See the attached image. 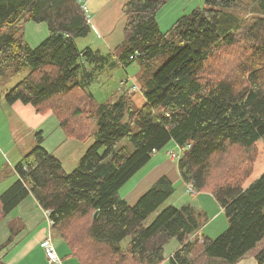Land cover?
Listing matches in <instances>:
<instances>
[{
    "label": "trees",
    "instance_id": "trees-1",
    "mask_svg": "<svg viewBox=\"0 0 264 264\" xmlns=\"http://www.w3.org/2000/svg\"><path fill=\"white\" fill-rule=\"evenodd\" d=\"M206 2L163 33L157 15L167 0H129L115 57L77 47V39L93 33L78 0H0V76L30 70L7 103L54 113L68 138L87 140L96 126V142L70 174L37 134L38 144L15 168L19 180L0 196V221L31 195L79 264H162L173 239L181 247L169 264H238L251 257L264 264V174L246 187L264 141V0H257L260 16L250 19L223 11L242 0ZM23 22L47 24L48 38L32 48ZM216 59L222 64L212 76ZM135 61L140 83L132 80V88L143 102L128 91L98 101L92 86ZM125 140L130 144L120 145ZM171 142L181 152L183 181L194 194L211 193L224 210L228 228L215 239L197 235L201 213L189 204L167 207L146 226L175 193L167 177L135 204L120 194Z\"/></svg>",
    "mask_w": 264,
    "mask_h": 264
},
{
    "label": "rangeland",
    "instance_id": "rangeland-1",
    "mask_svg": "<svg viewBox=\"0 0 264 264\" xmlns=\"http://www.w3.org/2000/svg\"><path fill=\"white\" fill-rule=\"evenodd\" d=\"M206 1L207 0H167V3L163 6V8L157 15V22L159 24L161 32L167 33L180 18L191 14L194 10L204 9L208 7ZM89 10L92 16H94L90 7ZM258 10L259 5L257 3V0H242L238 8L234 10L224 9L223 11L224 13H233L239 18L250 19L260 16L257 13ZM111 17H113V20H118L115 24L116 26L121 22V18L119 19L118 16L115 17L114 15H111ZM120 17H124L122 13H120ZM94 22L97 23L95 17ZM121 24L115 27L117 31L122 30L121 28H119L121 27ZM22 25V34L24 35V39L32 48L38 47L49 36L48 26L45 23L37 24L34 22H23ZM99 30L94 27L93 33L89 37L77 39V47L80 50H84L87 47H91L94 50L100 49L104 52H111L115 57L116 55H119V47L121 46L125 38L124 31L123 33L120 32V35L123 34L121 41L117 44H112L113 40L110 37L112 31L106 33L103 31L102 27H100ZM2 31L7 32L8 29H3ZM117 31H114L112 34L117 33ZM110 45L112 46L111 48ZM216 60H218V62L213 61L210 63L212 76L216 74L217 70L220 69V66L222 64L219 59ZM163 63L164 60L160 61L158 67L155 70L160 68ZM139 71V61L131 63L126 67V69H123L121 67L116 70L110 71L106 74V76L102 78L101 81L95 83L92 86L91 91L95 95L96 99L100 102L113 101L117 96H120L126 91L132 94L134 92L132 88V80L140 83ZM29 73V69H25L20 74H17L14 69H9L2 76H0V173L2 174L3 180H10L11 177H13V169L16 165H12L13 162H19V160L22 158L21 156H25L38 144L37 134L39 133L43 138L42 146L47 150L55 152V156L59 158L62 163V171L65 174H70L78 168L83 156L96 142V135H94L96 126L93 130V135L91 138H87V140L83 141L71 139L67 138V134L65 133V131L60 128L59 120L57 119L55 114L49 112L48 114L40 115L36 112L35 108L32 105L22 104L20 102H18V105L19 107H22L23 110L16 108L11 109L12 105L7 103L6 101L7 93L19 82H21ZM132 95H134L136 98H138L139 96V101L141 103L143 102L142 96H140L139 93L137 94L138 96L135 95V93H133ZM135 100L137 101V99ZM263 143L264 142H262L259 146L261 153H264ZM122 144L128 145L130 143L125 140L120 145ZM9 145H14L16 147L15 151L10 155H8L4 148V146L7 147ZM172 146L173 144L171 142L167 147L159 151L158 154H161V156L165 157L168 155L167 157L171 158L172 152L176 151V149L172 151L169 150L170 148H172ZM5 152L8 158L3 156V153ZM176 154H178V151H176ZM19 157L20 159H17ZM259 178H257L256 180H258ZM136 179L137 178H133L129 183H127L124 188H122L121 194H123L131 185L135 184ZM173 186L175 189V193L173 194V196L169 200H167V202L157 213L153 214L148 219V221L146 222V226L150 225L156 219L158 214L169 206L181 207L184 204L191 203L195 206V208L196 206L199 207L197 200L194 198L195 194H192L190 192V190L182 180L173 182ZM225 219H227L225 214L224 216L218 218L217 221L215 220V218L208 219L205 214L204 216L201 214V228H203V226L209 220H211L210 223H213L205 229V232H208L214 226L223 224V221H225ZM55 237L58 239L57 233H55ZM212 238L215 239L217 237ZM58 240L62 247L65 248L67 246L61 239ZM177 243L178 241L176 239H173L165 246V261L162 264H169V258L172 252H174L173 248ZM6 245L7 248H9L11 242L7 240L4 246ZM129 245L130 238H127L125 241H123L121 247L123 249H127Z\"/></svg>",
    "mask_w": 264,
    "mask_h": 264
},
{
    "label": "crops",
    "instance_id": "crops-1",
    "mask_svg": "<svg viewBox=\"0 0 264 264\" xmlns=\"http://www.w3.org/2000/svg\"><path fill=\"white\" fill-rule=\"evenodd\" d=\"M78 1L82 4V6L87 7L90 15L89 19L93 30L94 27L98 30L100 29V27H102L103 31L106 33L112 31L110 34V37L113 40L112 44H117L121 41L123 34L120 35V32L123 33L126 25V18L123 13V7L129 0ZM89 7L91 8V11L93 12L94 16H92V14L90 13ZM120 13H122L124 17H120ZM111 15H114L115 17L118 16L119 19L121 18V22L119 23H122L121 27H119L122 29L121 31H117L115 29V27L119 25H115L118 20H113V17H111ZM94 17L97 20V23L94 22ZM114 31H117V33L112 34ZM111 47L112 46L110 45V48ZM18 104L19 103L17 102L12 105L11 109L16 108L23 110V108L19 107ZM262 142L264 141L261 140L257 144L259 156L255 163L253 174L248 180L246 187L253 183V181H256V179L264 173V153H261L259 149V146ZM172 144L173 146L169 150L172 151L176 149V151H178V146L174 142H172ZM4 148L8 155L13 153L16 149L14 145H9L7 147L4 146ZM48 151L55 155V152L50 150ZM176 151L174 152L176 153ZM6 152L3 153V156L8 158ZM174 152H172V154H174ZM167 156H161V154H158V152H156L150 162L133 177L137 178L136 183L126 189L123 194H121L122 189L120 190L121 196L126 199L130 204H135L136 201L145 192H147L161 177L169 178L172 183L178 180L183 181L178 168V160L173 159L172 156L171 158ZM21 157V159L20 157L17 158L20 159L19 162L15 161L12 164L16 165L13 169L14 175L13 177H11L10 180H3L2 174L0 173V196L19 180V176L15 168L23 160L24 156ZM184 184L188 187V189H190L189 184H186L185 182ZM194 196L200 208L197 206L195 208V206L191 203H189V205L196 209L197 212L201 211L199 213H201L203 216L205 214L208 219L215 218L216 221L221 216H224L223 208L218 204V202L215 200L211 193H195ZM210 222L211 220H209L204 225L205 228L204 226L203 228H201L197 235L207 236L209 238L218 237V235H221L228 228V220L225 219V221H223V224L216 225L210 231L205 232V229L213 223ZM55 233H57V231L53 229V225L51 223L47 211L41 208V206L38 204V202L33 196H28L21 202V204L16 209H14L9 215L4 217L0 221V246L5 245V242L7 240L11 242L9 248H6L1 252L0 264H48L45 247L46 240L50 237H52L55 250L59 258L61 259V264H79L78 258L73 255V252L71 251L70 247L62 240V238L57 233L58 239H61L63 243L67 246L64 248L62 247V245H60L59 240L55 237ZM177 244L174 246V252H172L170 258L181 247L179 242ZM238 264H256V259L251 257L242 260Z\"/></svg>",
    "mask_w": 264,
    "mask_h": 264
},
{
    "label": "built area",
    "instance_id": "built-area-1",
    "mask_svg": "<svg viewBox=\"0 0 264 264\" xmlns=\"http://www.w3.org/2000/svg\"><path fill=\"white\" fill-rule=\"evenodd\" d=\"M81 4V3H80ZM82 6V4H81ZM82 9L84 11V13L87 15L88 19L90 18V15H89V11L87 9L86 6H82ZM90 21V19H89ZM135 90H138L137 86L134 87ZM180 155H181V152L176 154H172V158L175 159V160H179L180 158ZM190 186V192L193 193V190H192V187L191 185ZM48 215H50V213L47 211ZM52 223V222H51ZM45 251H46V254H47V260H48V264H61V259L59 258L56 250H55V247L53 245V240H52V237L48 238L46 240V247H45Z\"/></svg>",
    "mask_w": 264,
    "mask_h": 264
},
{
    "label": "water",
    "instance_id": "water-1",
    "mask_svg": "<svg viewBox=\"0 0 264 264\" xmlns=\"http://www.w3.org/2000/svg\"><path fill=\"white\" fill-rule=\"evenodd\" d=\"M98 214H95V218L97 217Z\"/></svg>",
    "mask_w": 264,
    "mask_h": 264
}]
</instances>
